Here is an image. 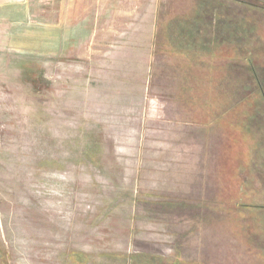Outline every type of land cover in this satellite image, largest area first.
I'll return each mask as SVG.
<instances>
[{
	"label": "rangeland",
	"instance_id": "374dc122",
	"mask_svg": "<svg viewBox=\"0 0 264 264\" xmlns=\"http://www.w3.org/2000/svg\"><path fill=\"white\" fill-rule=\"evenodd\" d=\"M178 262L264 264V0H0V264Z\"/></svg>",
	"mask_w": 264,
	"mask_h": 264
},
{
	"label": "trees",
	"instance_id": "16d2710c",
	"mask_svg": "<svg viewBox=\"0 0 264 264\" xmlns=\"http://www.w3.org/2000/svg\"><path fill=\"white\" fill-rule=\"evenodd\" d=\"M178 264H182L181 262H178Z\"/></svg>",
	"mask_w": 264,
	"mask_h": 264
},
{
	"label": "bare ground",
	"instance_id": "6f19581e",
	"mask_svg": "<svg viewBox=\"0 0 264 264\" xmlns=\"http://www.w3.org/2000/svg\"><path fill=\"white\" fill-rule=\"evenodd\" d=\"M54 240V239H53Z\"/></svg>",
	"mask_w": 264,
	"mask_h": 264
}]
</instances>
